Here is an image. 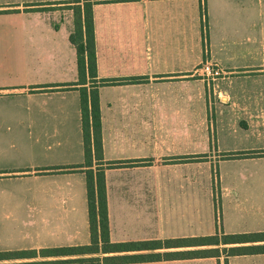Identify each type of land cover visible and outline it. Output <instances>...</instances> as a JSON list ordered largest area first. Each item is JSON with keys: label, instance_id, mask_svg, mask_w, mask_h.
Wrapping results in <instances>:
<instances>
[{"label": "crops", "instance_id": "1", "mask_svg": "<svg viewBox=\"0 0 264 264\" xmlns=\"http://www.w3.org/2000/svg\"><path fill=\"white\" fill-rule=\"evenodd\" d=\"M58 1L0 0V253H19L0 264L90 242L85 172L47 170L84 159L79 90L55 88L78 80L73 11ZM92 19L97 76L143 77L98 90L103 158L121 162L104 170L116 254L208 247L188 239L217 227L236 236L220 248L264 246V0L106 1ZM207 60L222 71L211 81L194 73ZM246 150L263 153L221 156ZM227 264H264V251Z\"/></svg>", "mask_w": 264, "mask_h": 264}, {"label": "trees", "instance_id": "2", "mask_svg": "<svg viewBox=\"0 0 264 264\" xmlns=\"http://www.w3.org/2000/svg\"><path fill=\"white\" fill-rule=\"evenodd\" d=\"M119 0H67L55 2V6H67L73 11V31L70 34V41L76 48L78 80L69 84H60L56 89L74 87L80 93V115L84 159L82 163L66 166L47 168L49 172L75 171L81 169L86 176V193L88 203V221L90 242L84 245L72 247H60L40 250V253H50L57 256H73L68 258L27 261L22 263L8 264H116L128 261H150L161 259L191 258V257H218L224 256V264H227V257L238 251L257 252L264 251V246H248L243 248L218 247L219 244H227L236 238L235 235L226 234L219 227L215 233L198 238H189L188 242L208 247L183 250L157 252L151 254H138L121 256L116 254L122 250L123 244L112 242L109 239V226L107 215V199L104 181V170L109 167H116V161H106L102 153L101 138V115L99 106V87L106 84L121 83L132 80H142L143 77H130L121 79L100 78L97 76L95 37L93 30L92 6L94 3ZM39 9H49L51 6H40ZM202 26L204 34L206 30V12L202 11ZM205 45V41L203 39ZM50 86H44L48 89ZM263 150H246L225 152L221 156L225 158H242L262 155ZM203 157L202 155L190 156ZM160 244V242H158ZM168 247L178 244V240H165ZM134 245V244H130ZM138 245V244H136ZM21 254H33L34 251H22ZM19 253L3 252L0 258H12Z\"/></svg>", "mask_w": 264, "mask_h": 264}, {"label": "built area", "instance_id": "3", "mask_svg": "<svg viewBox=\"0 0 264 264\" xmlns=\"http://www.w3.org/2000/svg\"><path fill=\"white\" fill-rule=\"evenodd\" d=\"M194 73L201 74L207 79H213L222 74L220 67L210 61H204L202 64L194 69Z\"/></svg>", "mask_w": 264, "mask_h": 264}, {"label": "rangeland", "instance_id": "4", "mask_svg": "<svg viewBox=\"0 0 264 264\" xmlns=\"http://www.w3.org/2000/svg\"><path fill=\"white\" fill-rule=\"evenodd\" d=\"M211 81V79H209ZM225 168H227V166H225ZM196 173V172H208V169H202V168H192L190 169V173ZM212 176L214 177H218V168L215 167L212 169Z\"/></svg>", "mask_w": 264, "mask_h": 264}]
</instances>
